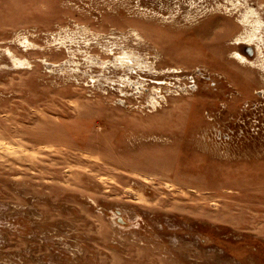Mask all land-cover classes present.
<instances>
[{
  "label": "rangeland",
  "instance_id": "1",
  "mask_svg": "<svg viewBox=\"0 0 264 264\" xmlns=\"http://www.w3.org/2000/svg\"><path fill=\"white\" fill-rule=\"evenodd\" d=\"M0 264H264V0H0Z\"/></svg>",
  "mask_w": 264,
  "mask_h": 264
}]
</instances>
